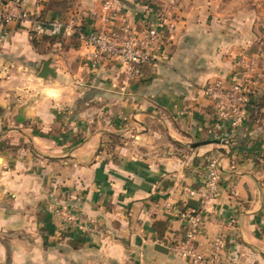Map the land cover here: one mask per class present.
Wrapping results in <instances>:
<instances>
[{
    "label": "crops",
    "instance_id": "0c3cea01",
    "mask_svg": "<svg viewBox=\"0 0 264 264\" xmlns=\"http://www.w3.org/2000/svg\"><path fill=\"white\" fill-rule=\"evenodd\" d=\"M11 1L87 34L105 0ZM112 12L160 27L164 55L134 78L119 59L93 64L76 33L0 25V264H192L170 249L185 209L203 213L204 256L221 240L219 264H264V0H112ZM241 56L261 78L233 128L204 90L230 83ZM45 61L54 78L38 77ZM212 159L220 191L204 208L188 189Z\"/></svg>",
    "mask_w": 264,
    "mask_h": 264
},
{
    "label": "built area",
    "instance_id": "2783aa9c",
    "mask_svg": "<svg viewBox=\"0 0 264 264\" xmlns=\"http://www.w3.org/2000/svg\"><path fill=\"white\" fill-rule=\"evenodd\" d=\"M102 22L99 27L84 34L79 27L71 23L53 20L46 22L14 1L0 0V25L10 23H29L32 34L59 37L61 35L78 34L92 48L91 60L93 64L103 58H116L122 61L129 78L139 76L142 67L151 64L156 55H164V46L160 27L143 21L139 32L133 29L128 18L123 17L117 24L112 12V0H105L103 4ZM261 75L253 61L246 57L240 58V71L233 80L227 83L217 80L205 88V94L215 104L218 116L233 128L240 126L246 119V111L252 104V86L258 82ZM221 172L217 159H212L208 166L207 177L203 187L190 190L191 195L199 196L205 208L220 191ZM202 211L185 209L179 213L180 219L189 226L185 238L170 247L176 255L189 259L192 264H219L220 253L223 249L221 240H217L211 256H204L196 248V238L200 234L203 215ZM63 215L69 222H76L77 215L64 211Z\"/></svg>",
    "mask_w": 264,
    "mask_h": 264
},
{
    "label": "water",
    "instance_id": "95a60500",
    "mask_svg": "<svg viewBox=\"0 0 264 264\" xmlns=\"http://www.w3.org/2000/svg\"><path fill=\"white\" fill-rule=\"evenodd\" d=\"M38 77L42 78V79H47L49 77H52V78L55 77L54 70L50 67V63L49 62L45 61L43 63L41 71L38 74ZM17 121L18 122H23L24 121L23 112H21L19 114V116L17 118ZM157 250L160 251V252H167V250L165 248L161 247V246H157Z\"/></svg>",
    "mask_w": 264,
    "mask_h": 264
}]
</instances>
